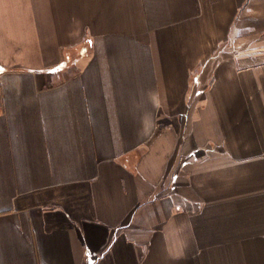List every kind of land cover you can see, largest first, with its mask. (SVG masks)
Returning <instances> with one entry per match:
<instances>
[{
  "label": "crops",
  "instance_id": "1",
  "mask_svg": "<svg viewBox=\"0 0 264 264\" xmlns=\"http://www.w3.org/2000/svg\"><path fill=\"white\" fill-rule=\"evenodd\" d=\"M0 264H264V0H0Z\"/></svg>",
  "mask_w": 264,
  "mask_h": 264
}]
</instances>
